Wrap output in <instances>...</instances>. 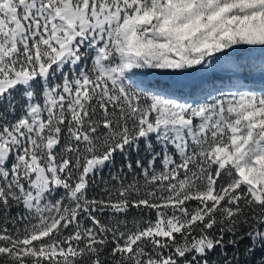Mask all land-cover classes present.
Here are the masks:
<instances>
[{
  "label": "snow or ice",
  "instance_id": "6c2138e0",
  "mask_svg": "<svg viewBox=\"0 0 264 264\" xmlns=\"http://www.w3.org/2000/svg\"><path fill=\"white\" fill-rule=\"evenodd\" d=\"M0 264H264V0H0Z\"/></svg>",
  "mask_w": 264,
  "mask_h": 264
}]
</instances>
